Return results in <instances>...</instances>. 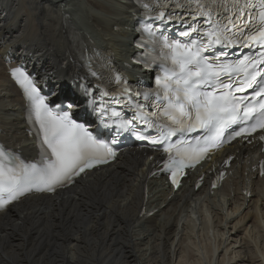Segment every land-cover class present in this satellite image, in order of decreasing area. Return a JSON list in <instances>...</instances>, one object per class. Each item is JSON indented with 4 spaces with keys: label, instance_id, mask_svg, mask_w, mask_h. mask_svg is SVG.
<instances>
[{
    "label": "bare ground",
    "instance_id": "bare-ground-1",
    "mask_svg": "<svg viewBox=\"0 0 264 264\" xmlns=\"http://www.w3.org/2000/svg\"><path fill=\"white\" fill-rule=\"evenodd\" d=\"M135 23L132 0H0L3 142L34 152L4 56L32 55L26 61L37 63L64 95L78 79L72 38L124 66L135 53ZM260 148L256 142L229 147L190 173L177 192L165 179L150 178L157 153L128 150L66 191L28 197L1 213L0 264H264ZM224 171L221 188L212 190L214 176ZM210 235L214 246L208 248ZM201 239H208L204 248Z\"/></svg>",
    "mask_w": 264,
    "mask_h": 264
},
{
    "label": "snow or ice",
    "instance_id": "snow-or-ice-1",
    "mask_svg": "<svg viewBox=\"0 0 264 264\" xmlns=\"http://www.w3.org/2000/svg\"><path fill=\"white\" fill-rule=\"evenodd\" d=\"M134 2L142 10L137 47L146 48L151 41L159 49L157 58L143 60L147 68L155 65L154 88L142 91L108 68L109 81L118 85L115 90L105 87L98 100L91 87L80 83L50 107L51 97L42 94L34 75L22 66L11 69L23 91L29 124L35 126L39 154L33 162L0 144V212L33 191L53 193L116 159L118 141L94 135L89 116L104 128L115 127L162 146L169 153L162 170L171 172L177 187L181 169L194 167L210 148L237 138L264 142V0ZM83 56L87 74L102 81L104 74L95 61L89 57L85 63ZM76 88L86 100L81 120L74 117L81 107ZM113 104L131 108L132 118L121 119ZM151 129L156 136L145 134ZM197 130L203 135L179 142L187 149L170 144L177 133ZM261 167L264 175V164Z\"/></svg>",
    "mask_w": 264,
    "mask_h": 264
},
{
    "label": "rangeland",
    "instance_id": "rangeland-1",
    "mask_svg": "<svg viewBox=\"0 0 264 264\" xmlns=\"http://www.w3.org/2000/svg\"><path fill=\"white\" fill-rule=\"evenodd\" d=\"M83 14H84V15H86V12L84 11V13H83ZM211 235H212V234H211ZM211 235H210V237H209V238H211L210 240H208V239H206V240H205V239H204V241H207V240H208V242H205L207 245H206V244H204V246H207L208 248H210V247H213V246H214V241H213V239H214V238H212L213 236H211ZM202 240H203V239L199 240V244H200V242H201V243H202V242L204 243V241H202ZM194 242H196V243L198 244V241H194ZM203 243H202V244H200V245H202V248H204V247H203ZM208 243H210L211 245H210V244H208ZM212 243H213V244H212ZM200 249H201V247H200Z\"/></svg>",
    "mask_w": 264,
    "mask_h": 264
}]
</instances>
